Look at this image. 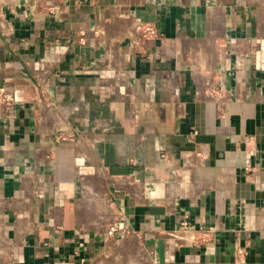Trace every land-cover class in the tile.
I'll list each match as a JSON object with an SVG mask.
<instances>
[{"label":"crops","instance_id":"obj_1","mask_svg":"<svg viewBox=\"0 0 264 264\" xmlns=\"http://www.w3.org/2000/svg\"><path fill=\"white\" fill-rule=\"evenodd\" d=\"M0 87V264H264V0H0Z\"/></svg>","mask_w":264,"mask_h":264},{"label":"rangeland","instance_id":"obj_2","mask_svg":"<svg viewBox=\"0 0 264 264\" xmlns=\"http://www.w3.org/2000/svg\"><path fill=\"white\" fill-rule=\"evenodd\" d=\"M118 247L117 255L110 259L111 264H155L152 257L144 254L138 248L135 249V245L131 241L119 244Z\"/></svg>","mask_w":264,"mask_h":264},{"label":"built area","instance_id":"obj_3","mask_svg":"<svg viewBox=\"0 0 264 264\" xmlns=\"http://www.w3.org/2000/svg\"><path fill=\"white\" fill-rule=\"evenodd\" d=\"M139 25L140 31H144L143 33L146 35L148 34L149 36L157 35V30L151 26V25H146L142 26ZM16 97L13 94L6 93L4 91L3 87H0V104L2 103H7L8 107L11 109L13 107V103L16 102ZM116 230V226H111L109 227L108 234L112 235ZM242 251H238V253H241Z\"/></svg>","mask_w":264,"mask_h":264}]
</instances>
